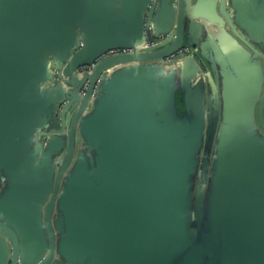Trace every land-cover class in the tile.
<instances>
[{"label":"water","instance_id":"obj_1","mask_svg":"<svg viewBox=\"0 0 264 264\" xmlns=\"http://www.w3.org/2000/svg\"><path fill=\"white\" fill-rule=\"evenodd\" d=\"M180 2L177 32L160 26L157 0H143L138 36L119 44L106 35L97 46L86 22L97 21V0H0V184L10 180L0 264H264V142L220 136L209 178L217 92L206 133L204 120L179 124L153 108L158 74L174 78L187 65L186 81L199 72L201 85L210 73L177 54L189 14L248 45L258 0ZM94 63L80 78L78 68Z\"/></svg>","mask_w":264,"mask_h":264},{"label":"crops","instance_id":"obj_2","mask_svg":"<svg viewBox=\"0 0 264 264\" xmlns=\"http://www.w3.org/2000/svg\"><path fill=\"white\" fill-rule=\"evenodd\" d=\"M162 1L157 0V8L160 11L159 24L163 30L171 29L177 32L181 2L175 0L172 9V7L164 8ZM196 2L197 0H193L192 8ZM142 4L143 0H97L90 11L93 16L97 15V21L95 18L86 21L91 24V37L99 42L97 46L106 35L109 40H116L119 44H130L138 36L135 16L141 11ZM245 5L250 9L248 2ZM183 9L186 10L185 4ZM250 13L252 16L248 21L253 26H251V40H248V45L224 29L215 26L207 29L203 18L192 19L190 13L189 18L184 22L186 39L183 48L188 47L189 25L192 19V27L196 25L191 34L195 45L190 47L194 50L193 56H196L201 71L205 72L201 64L202 60L209 68V77L206 78L208 74L205 72L202 84L198 85L196 83L198 72L187 82L185 79L187 65L185 67L179 65L174 78L171 72L166 70L164 75L158 74L154 86L153 108L159 117L169 119L171 116L173 120L180 121L179 124H182L180 118L191 121L204 120L205 133L209 115V95L214 91L217 92L219 124L210 158L209 178L216 166V146L220 136L252 133L260 144L264 142V0H258V10H255L259 19L253 16L252 12ZM240 31L248 37V32L242 28ZM142 65L152 66V63L145 62ZM59 99L60 92L51 91L50 103H56ZM212 99L215 102L214 96ZM91 110L92 106L89 107L88 112ZM176 114L178 117H175ZM214 115L213 106L212 116ZM1 179L0 198L10 187L9 178L4 176Z\"/></svg>","mask_w":264,"mask_h":264},{"label":"built area","instance_id":"obj_3","mask_svg":"<svg viewBox=\"0 0 264 264\" xmlns=\"http://www.w3.org/2000/svg\"><path fill=\"white\" fill-rule=\"evenodd\" d=\"M148 32H151V28H149L148 30H144V35L146 38H148ZM154 43L153 42H150L148 41L146 46H152ZM133 52L132 49H115V50H111L109 51L108 53H106L104 56H111V55H118V54H123V53H131ZM177 54H179V56H192L194 54V50L191 48V47H185V48H182ZM175 55L171 56V58H173ZM171 58L167 59V60H170ZM95 66V63L94 64H90V65H82L78 68L77 70V73L79 75V77L81 78L84 74L86 73H89L93 70ZM60 74L62 76V78L60 77ZM55 78H56V81H61L64 83V80L66 79L63 74L60 72V71H55ZM89 84H90V81L87 80L80 88H79V92L78 94L80 96H85L87 91H88V88H89ZM97 87V86H96ZM95 87V88H96Z\"/></svg>","mask_w":264,"mask_h":264}]
</instances>
